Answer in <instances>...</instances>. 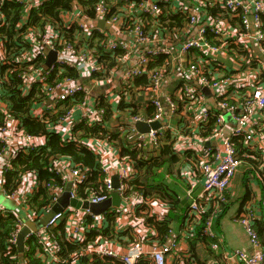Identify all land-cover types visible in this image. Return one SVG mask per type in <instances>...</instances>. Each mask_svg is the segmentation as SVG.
Masks as SVG:
<instances>
[{
	"label": "built area",
	"instance_id": "built-area-1",
	"mask_svg": "<svg viewBox=\"0 0 264 264\" xmlns=\"http://www.w3.org/2000/svg\"><path fill=\"white\" fill-rule=\"evenodd\" d=\"M5 1L0 0V27L5 22L1 11ZM14 1L23 4L18 22L21 28L26 24L31 9L39 7L46 0ZM122 1V12L111 16H108V6L99 2L93 7L92 19L87 18L77 5H73L61 17L66 24L76 22L86 33H90L96 27L94 23L99 20L109 23L110 31L97 27L103 34L102 45L106 50L117 47L123 49L125 53L122 58L132 57V63L119 75L118 79L124 84L112 94L113 99L109 98L108 102L116 104L123 98L132 103V97L128 95L124 85L134 82L137 77L145 76L146 83L135 90L143 95L144 104L152 107V114L144 117L139 110L131 113L127 128L136 143L142 147L159 145V140L169 129L175 138L178 152L188 149L201 151L194 176L201 183V190L194 195L198 182L189 184L184 231L177 233L172 229L166 240L159 244L148 236L151 227L145 223V215L141 210L145 198L140 192L131 191L128 187V181L134 178V169L128 161L118 156L120 160L113 169L108 151L89 147L106 177L103 188L88 191L84 198L77 196V186L86 181V173L79 166L57 161L53 168L62 177L63 184L50 188L51 204L47 212L67 183L71 184L70 197L82 202L101 203L110 198L114 191L118 193L120 202L98 214L88 209L67 206L54 213L35 231L27 233L24 252L28 250L25 240L32 237L37 245L39 264H137L143 258H147L152 264H171L172 256L181 250L182 239H186L187 233L202 215L204 209L201 201H207L210 196L216 198L215 211H218L221 203H227L225 193L241 163L233 138L243 137L251 149L254 148L255 141L264 145V0ZM160 3L169 6V13L184 12L185 24L180 28H168L161 24ZM23 33L27 34L29 45L21 50L16 60L28 66L24 71L25 90L27 91L29 84L39 83L44 86L46 95L43 104L35 109V115H41L45 106L54 107L65 100L73 101L76 100V95L81 94L82 100L64 111L54 123L53 129L65 137L62 132L64 125L67 133L65 138H70L75 125L82 118L89 121L100 120L104 109L97 107L99 98L95 89L108 79L111 72H116L121 64L112 69L104 79H98L92 74L100 72L104 65L98 62L93 50L63 42L60 35L50 27L41 31L27 26ZM48 50L56 52L55 61L49 67L45 65ZM229 50H233L232 54L228 53ZM3 51V42L0 41V56ZM37 58L44 59V68L41 63L35 62ZM157 59L161 61L150 67L151 61ZM60 66L74 68L79 77H64L54 80L53 84H45L50 70ZM174 81L177 82L176 87L171 92L164 93L163 85ZM207 91L214 102L213 110L216 108L218 111H214V114L210 113L211 107L207 104L204 94ZM0 108H4L1 101ZM129 109L131 112V107L125 108L128 113ZM211 115H214L215 128L213 134L204 139L196 133L197 125L206 124ZM227 116L233 122L232 126L227 123ZM175 120L178 123L174 126ZM154 121L160 122L161 127L150 129L146 133H139L134 126L136 122L150 124ZM186 129L190 133H185ZM14 138H18L20 143L14 144ZM211 140L218 142L205 145L206 141ZM43 142V138L17 129V123L12 127L8 123L0 127V143L6 149L0 152V191L5 199L17 203V208L11 210L16 218V226L9 238V242L15 246L18 233L26 222H34L42 215L38 217L23 205L28 197L20 194V188L12 192L4 190L2 173L9 167L16 150L30 149ZM113 175L117 177L116 189L112 185ZM166 177L169 178V174ZM153 205L161 206L156 201L151 207ZM7 210L0 203V213ZM150 214L154 213L150 211ZM216 214L214 212L209 215L204 228V234L214 240L211 225ZM255 217V209L251 206L245 207L236 217L255 248L253 252L243 249L232 251L231 256L239 264H264V246L254 228ZM217 246L216 242L211 244L212 248ZM18 255L21 260L23 254ZM19 264L29 263L22 259Z\"/></svg>",
	"mask_w": 264,
	"mask_h": 264
},
{
	"label": "trees",
	"instance_id": "trees-1",
	"mask_svg": "<svg viewBox=\"0 0 264 264\" xmlns=\"http://www.w3.org/2000/svg\"><path fill=\"white\" fill-rule=\"evenodd\" d=\"M99 2H103L108 6V16L122 12V5L124 4L122 0H46L39 7L31 9L26 18V24L20 28L18 22L20 21L23 4L14 0H6L1 7L5 22L0 27V41L3 42L4 48L3 55L0 56V101L4 104V108H0V127L8 123L9 119H12L16 121L17 129L44 139L41 145L30 149L19 148L15 151L10 159L9 167L2 173V186L5 191L12 192L19 188L23 175L33 174L35 176V186L23 205L39 217L47 212V208L51 204L50 188L59 187L63 184L62 177L54 171V163L66 161L73 166H79L87 175L86 181L77 186V196L84 198L88 191H98L103 188V181L106 177L101 172L97 157L89 149L87 142L91 139L104 140L115 149L120 159L128 161L132 165L134 178L128 181V187L131 191L140 192L145 198V201L141 204V210L145 215V223L154 230V233H148V236L151 240H156L161 244L166 240L173 229V225L177 222L180 223L179 229H184L185 214L189 204L175 194L168 182L172 178V181L180 179V172L186 164H190L196 169L199 166L201 151L188 149L178 152L175 138H173L169 129L164 132L159 140V145L155 147H142L136 143L127 128V122H123V120L127 119L128 116L130 117L131 113L134 114L140 110L141 106L138 99L141 96L136 95L138 91L136 92L135 89L146 83L145 76L137 77L134 82L124 85L125 90L129 93L128 95H131L135 101L133 100L130 103L121 98L116 103L115 111L111 108L115 103L110 104L107 97L98 95L99 102L96 106L104 109L101 119L89 121L87 118H82L75 125L72 136L65 138L53 129L54 123L64 111L74 107L82 100L81 94L76 95V100H65L54 107L45 106L41 110V115H35V109L40 107L43 100L46 99L44 86L39 83H31L26 91L24 71L25 67L28 66L16 60L21 50L28 48L29 45L28 37L26 38L27 34L23 33L27 26L35 27L41 31L50 27L60 35L63 42L78 47L86 46L93 50V54L98 62H102L104 69L93 73L92 76L104 79L112 69L117 67L125 51L118 47L106 50L102 45L103 34L97 27H94L90 33H86L76 22L70 21L66 24L61 17L63 13L70 11L73 5H77L87 18L92 19L93 7ZM160 6L159 22L161 24L168 28H180L185 24L186 15L184 12L169 13L167 11L169 9L168 5L160 3ZM232 52L233 50H229L228 53L232 54ZM160 61L161 59L151 61L150 67ZM35 62L37 64L41 63L44 68V59L37 58ZM262 76L264 80V73ZM64 77L77 78L79 73L74 68L67 66L54 67L48 73L45 84H53L54 80H61ZM135 92L136 98L133 95ZM204 94L207 93L204 92ZM231 101L234 102V100ZM207 104L211 107L210 113L218 112L216 108L214 110L212 108L214 102H207ZM126 107L132 108L131 112L129 109L130 114H126V116L124 114L114 115V112L123 111ZM152 111V107L146 104L142 116L149 117ZM188 113H190V110H188ZM121 120L122 122L117 124ZM214 124V115H211L206 124L197 125L196 133L200 137L208 139L213 134ZM185 133H190V130L186 129ZM233 140L241 161L240 165L244 162L251 165L253 163L254 166L264 165V145L251 149L243 137L236 136ZM3 150L6 149L0 143V152ZM247 172L249 174V171ZM167 174L171 177L170 180L167 179ZM225 197L227 198V192ZM155 201L159 202L166 210L165 216L161 219L155 214H150L151 204ZM216 202V198L209 197L206 203L207 208L203 210L198 222L194 223L193 228L186 235L187 244L193 252L197 243H205L212 239L204 234V228L209 215L217 212L214 205ZM225 205L226 203H221L220 207ZM15 226L16 218L11 209L0 213V264H19L22 259H26L29 264H39L40 259L36 255L37 245L32 237L25 240V246L28 247V250H25L21 260H19L16 246L9 242L10 234ZM254 228L258 233L261 244L264 246L262 228L260 229L256 223H254ZM137 264L152 263L147 258H143ZM171 264H173V261ZM189 264L198 263L193 259Z\"/></svg>",
	"mask_w": 264,
	"mask_h": 264
},
{
	"label": "crops",
	"instance_id": "crops-1",
	"mask_svg": "<svg viewBox=\"0 0 264 264\" xmlns=\"http://www.w3.org/2000/svg\"><path fill=\"white\" fill-rule=\"evenodd\" d=\"M96 27L97 22L95 23ZM107 24H105L103 27L105 30L110 31V26L106 27ZM100 28V27H98ZM132 63V57L124 56L120 60V67L116 72L113 71L111 74L108 76V79L103 81V83L97 87L96 93L98 95H104L108 99L111 98L113 99L114 92L118 91V88L121 87L124 82L118 79L119 75L122 74V72ZM118 64V65H119ZM117 65V66H118ZM177 85V82L169 83L166 82L163 85V92H171L173 88H175ZM137 92V91H136ZM133 94L134 97L136 98L135 94ZM207 94L205 95L207 98V101L209 103H213V99L210 98V93L207 91ZM137 96H141L139 100L140 102V110L143 114V108L145 106L144 98L142 94H136ZM209 97V98H208ZM116 104L112 105L111 108L113 111H115ZM124 114H129L126 110L119 111V112H114V115H120ZM129 118V116H128ZM125 119V121L128 124L129 119ZM128 120V121H127ZM178 121H173V125H177ZM227 123L229 126L233 124L229 116H227ZM8 124L12 127L13 125H16V122L12 119H9ZM135 126V125H134ZM62 132L64 133V136H67L66 130H64V125ZM44 140V139H43ZM100 139H93L89 140L87 142L88 147H94L101 149L103 152H107L109 154V158L112 159V168L115 169L116 166L118 165V154L113 149V147L107 143L104 140H101L98 142ZM14 144L20 143V140L18 138L13 139ZM207 143L210 144H215L218 141H206ZM259 145L258 142L253 143V147L256 148ZM262 145V144H261ZM259 145V146H261ZM90 149V148H89ZM94 153V152H93ZM245 167L249 168V164L247 162H244ZM116 165V166H115ZM129 166V165H128ZM239 168V167H238ZM236 170L234 173L232 179H231V184L229 186V189L227 191V203L225 206L219 207L216 217L212 221L211 229L214 232V239H211L205 243L200 242L197 243L195 246L194 252L190 250L186 239H182L181 241V250L177 251L173 256H172V261L173 264H189L193 259L199 264H239L237 260H235L232 256L231 253L232 251L236 249H243L246 252H253L255 248L250 244L245 232L243 231L242 227L239 225V223L236 221L237 215L247 206H251L252 208L255 209L256 212V217L254 220V223L264 232V165H257L256 166V172L253 171V174H247L248 172L243 170V177H240L239 171ZM181 178L177 179V181H169V186L175 194L185 200L186 202L189 203V196L186 194L187 189L189 187L190 183L193 182H198V178L194 177L195 176V169H193L190 164H186L185 167L181 170ZM248 175V176H247ZM238 179L235 181V179ZM168 180L171 179V177L167 178ZM1 183V182H0ZM35 186V176L33 174H25L23 175L20 183V194L24 197H28L33 188ZM201 190V183L198 182L195 190H194V195L197 194ZM0 198L4 199V195L0 191ZM0 199V203L4 205L8 209H16L17 208V203L15 201L8 200L10 205H6L3 201ZM207 201H201V204L203 206V209L205 210L207 208L206 206ZM19 207V206H18ZM151 212H153L159 219L163 218L166 214V210L164 207L158 206V205H153L151 207ZM179 224L173 225V230L177 233H182L184 231L179 229ZM148 233H154L153 228H151V231ZM213 242L217 243V248H212L211 244ZM194 253V254H193ZM175 259V260H173Z\"/></svg>",
	"mask_w": 264,
	"mask_h": 264
},
{
	"label": "water",
	"instance_id": "water-1",
	"mask_svg": "<svg viewBox=\"0 0 264 264\" xmlns=\"http://www.w3.org/2000/svg\"><path fill=\"white\" fill-rule=\"evenodd\" d=\"M96 23V22H95ZM94 23V24H95ZM106 25V27H109V23H107L104 20L97 21V26L100 28H103V26ZM96 25V24H95ZM56 57V52L54 50H48L45 58V65L49 67L54 61ZM161 127L160 122L154 121L150 124H147L145 122H136L135 128L139 133H146L150 129H158ZM112 185L116 189L118 186L117 177L115 175L112 176ZM70 189L71 184L67 183L64 187V191L61 193V195L58 197L57 201L51 206L50 210L39 217L36 221H27L26 224L22 227L20 232L18 233L17 239H16V248L18 254L22 255L24 252V239L27 233L30 231H35L37 228L42 226L49 218L57 212H60L63 208L67 206L75 207V208H84L88 209L89 211L98 214L101 212H104L111 206H117L120 202L118 193L114 191L111 194V197L107 200L98 203V204H91L87 201H80L76 198L70 197Z\"/></svg>",
	"mask_w": 264,
	"mask_h": 264
},
{
	"label": "rangeland",
	"instance_id": "rangeland-1",
	"mask_svg": "<svg viewBox=\"0 0 264 264\" xmlns=\"http://www.w3.org/2000/svg\"><path fill=\"white\" fill-rule=\"evenodd\" d=\"M132 100H134L133 97H132ZM121 122H122V120H121L120 122H117V124H119V123H121ZM123 122H125V120H123ZM205 145H208V143L205 142ZM247 164H248V163H247ZM256 164H257V163H256ZM238 170H240L238 175H239L240 177H243V175H245V173H246L245 171H250V174H253V171L256 172V166H254L253 163H252V165L249 164V168H246V167H245V164L243 163V164H241V165L239 166ZM243 170H244L245 173H243ZM247 176H248V175H247ZM172 180H173V178H172ZM172 180H171V181H172ZM236 180H238V179L236 178L235 181H236ZM0 199H1V198H0ZM1 200L5 201L4 203H5L6 205H10V204H9L10 202H9L8 200H6V199H5V200H4V199H1Z\"/></svg>",
	"mask_w": 264,
	"mask_h": 264
}]
</instances>
